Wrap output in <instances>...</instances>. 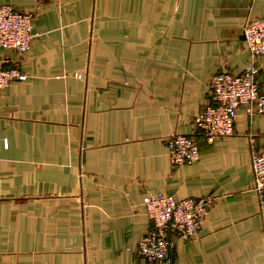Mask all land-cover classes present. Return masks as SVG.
<instances>
[{
	"label": "crops",
	"instance_id": "crops-1",
	"mask_svg": "<svg viewBox=\"0 0 264 264\" xmlns=\"http://www.w3.org/2000/svg\"><path fill=\"white\" fill-rule=\"evenodd\" d=\"M33 12L32 48L0 50L29 78L0 92V264H167L138 254L143 198L214 196L171 264H264L252 146L264 114L174 166L166 138L196 136L212 77L242 74L264 0H0ZM256 78L264 94V56Z\"/></svg>",
	"mask_w": 264,
	"mask_h": 264
},
{
	"label": "built area",
	"instance_id": "built-area-1",
	"mask_svg": "<svg viewBox=\"0 0 264 264\" xmlns=\"http://www.w3.org/2000/svg\"><path fill=\"white\" fill-rule=\"evenodd\" d=\"M33 12L18 10L11 4L0 5V50L27 53L35 37ZM243 34L250 50V61L242 74L224 71L214 75L208 87L209 101L195 118L196 136L174 133L166 138L168 155L174 166L191 165L201 158L199 141L207 143L234 133V124L241 106L264 114V94L256 78L258 58L264 56V18L248 19ZM28 74L18 66H5L0 54V92L16 81H25ZM254 191L264 205V152L252 146ZM214 196L198 199L177 198L167 193L147 194L143 198L145 212L152 223L138 245V254L148 262L172 263L174 242L169 233L191 240L199 233Z\"/></svg>",
	"mask_w": 264,
	"mask_h": 264
},
{
	"label": "water",
	"instance_id": "water-1",
	"mask_svg": "<svg viewBox=\"0 0 264 264\" xmlns=\"http://www.w3.org/2000/svg\"><path fill=\"white\" fill-rule=\"evenodd\" d=\"M244 36V35H243ZM244 39H245V36H244Z\"/></svg>",
	"mask_w": 264,
	"mask_h": 264
}]
</instances>
